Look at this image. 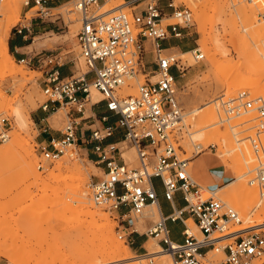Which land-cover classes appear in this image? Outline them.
<instances>
[{"label": "rangeland", "instance_id": "rangeland-1", "mask_svg": "<svg viewBox=\"0 0 264 264\" xmlns=\"http://www.w3.org/2000/svg\"><path fill=\"white\" fill-rule=\"evenodd\" d=\"M6 1H1L0 23H3L7 16V10L3 6ZM26 1H28L27 4ZM172 1L175 5L189 7L193 13L192 24L182 28L181 37L174 38L180 43L181 49L165 50L166 54L181 58L185 66L175 81L178 99L184 110V126L178 135L179 150L177 153L181 158H188L190 161L200 157L206 159L208 167L205 164L201 170L193 168L189 163L191 174L202 185L204 183L200 177L195 175L194 171L198 170L204 174L211 168L223 174L222 181L210 188L214 189L213 191L222 186H226L225 190H227L235 184L232 181L236 180V169L228 165L240 159L239 166L242 168L245 166L241 172L246 173L237 182L245 180L247 186L256 189L258 197L260 190L264 189V184L263 186L257 182L250 184V180L255 178L257 173L255 169L249 171V168L246 167L245 159L248 156L244 153L248 152H243L240 147L244 146L241 140H245L244 143L249 146L250 155L255 156L250 164L264 161L262 156L264 154V128L258 135L259 140L255 141L258 144L255 149L250 140V137L256 138L255 126L258 122L255 119V112L251 111V115L247 116L245 114L229 115L230 118L224 120L227 115L224 114L219 99L223 96L225 99L235 96L239 90H246L249 99L259 96L264 98V35L252 42L250 34L244 29L247 22L243 20L245 19L244 12L253 5L255 7L254 15L262 19L264 3L260 2L262 5L259 3V6L256 7L254 3L259 0H158L159 6L167 16L171 13L168 3ZM31 2L32 0H10L15 12L11 15L7 25V46L12 33L18 34L16 27L29 26L32 30V27L46 25L44 30L39 28L32 30V34L27 38L29 46L24 50L28 53L40 50L59 52L62 58L69 59L75 64L76 74L85 72L87 67L80 56L76 39V32L80 26V14L74 8L73 0H60L52 4L53 6L46 10V13L37 12L38 7L30 9ZM119 2L124 4L118 11L130 14L132 11H140L145 8L149 0H138L134 3L129 0H100L95 10L104 15L107 5H115ZM171 21L173 19L163 20V23ZM262 22L264 24L263 19ZM213 36L217 37V44ZM195 48L202 51L203 59L196 61L192 53L190 55L183 54V52ZM222 49L227 50L225 55L222 53ZM242 49H250L254 54L252 58L247 61L240 58L238 51ZM7 51L10 57L9 61L7 60V66L10 69L4 73L0 71V118H6L5 129L8 131V137L5 140L0 139V231L13 242L12 249L18 257L16 259L22 260L19 264H35L36 262L40 264L41 260L46 261V259H53L52 257L55 256L68 258L67 260L71 263L77 254L102 246L106 247L105 244L110 239L111 233L129 247L132 256L128 260L115 264H136V259L147 255L151 247H159L156 239L144 234L149 224L158 218V213H153L152 207L145 209V216L134 223L137 231L131 234L133 241L129 243L124 236L130 230L125 229V226L104 211L102 207L96 206L91 199L89 184L95 181L97 176H102V172L88 156L86 147L90 148V146L71 144L67 145L62 154L55 159L48 160L43 157L41 146L47 144L37 143L38 130L35 124L36 114L42 110L41 106L47 99L39 84L41 73L31 70L24 63H19L18 59L11 55L8 47ZM212 53L215 54L212 56ZM235 62H242V64L239 68H235L233 73L222 77V74L226 72V70L223 72L224 65L235 64ZM219 67L221 68L218 69ZM143 79L144 76L139 73L135 79L128 80L120 89V94L127 95V89L133 90L128 94L135 93L138 82H142ZM235 85L239 88L234 90ZM90 93L93 101H98L102 97L93 86L90 88ZM90 105L91 103L85 105V116H93ZM204 105H207L204 107L205 109L208 105L213 107V115L209 118V122H212L213 125L207 128V136L202 138L204 141L201 139L191 141L187 132L195 131L196 124L190 120L187 113L195 107ZM16 108L25 110L26 124L24 126L26 128L19 125L15 114ZM70 109L69 106L58 108L56 106L54 110H49L46 113L45 122L50 126L52 132L59 133L64 129L67 113L72 110ZM29 119H32L33 122H29ZM195 122H198L197 118ZM231 126L234 128L232 129ZM213 130L215 131L213 132ZM233 132L237 133L235 135L237 138ZM224 135H226V139ZM208 136H211L210 139ZM235 138L240 139L238 142L240 144L235 141ZM227 141L231 146L227 145ZM198 142L203 147L202 150L196 152L197 148L193 144ZM209 144H215L214 148H211ZM68 152L71 153V156L67 155ZM132 152L134 160L127 162L130 166L135 167L138 165V161L134 149ZM124 157L126 158L125 154ZM30 165L39 174L38 177L29 174L28 167ZM78 169L81 171V174L79 171V180L74 182L63 180L67 177L66 175H70L72 171L75 172ZM75 182L79 185L82 184L81 188L85 190V196L75 193ZM213 191L215 198L221 199L223 203L225 202L227 206L235 208L238 212L242 224L235 226L236 228L251 224H264L263 216L247 220L239 209L232 205V201L227 196L220 191L216 192L215 196ZM204 196H209V193H204ZM257 197L256 199L260 198V196ZM81 199L86 202L78 201ZM91 213L96 215L92 219ZM102 216H107V221ZM187 224L195 234L199 233L191 219L187 221ZM110 227L111 230H109ZM136 237L140 238L142 245L140 248L135 247ZM219 258V254L209 253L210 260ZM145 262L157 264V258L145 256ZM0 264H10V262L8 258L0 256Z\"/></svg>", "mask_w": 264, "mask_h": 264}, {"label": "built area", "instance_id": "built-area-1", "mask_svg": "<svg viewBox=\"0 0 264 264\" xmlns=\"http://www.w3.org/2000/svg\"><path fill=\"white\" fill-rule=\"evenodd\" d=\"M135 1L138 0H129ZM99 2L73 0L80 14L76 39L87 67L85 72L61 78L58 70L61 55L51 50L30 52L18 59L19 63L41 73L39 84L47 97L42 110H54L56 106L72 109L67 113L61 138H51L49 144L41 146V154L49 160L59 157L67 145L90 146L88 156L102 172V176L89 184L91 199L130 230L124 236L129 243H132L131 234L137 231L134 223L145 216L147 207L154 206L158 218L149 224L144 234L156 239L161 249L172 256L174 264H264V224L233 230L242 224L238 212L215 198L212 186L198 182L190 172V160L177 153L184 110L175 81L185 66L181 58L165 53L162 41L182 36V28L192 24V10L172 1L168 3L171 13L167 16L158 0H149L140 11L103 15L95 10ZM31 3L30 9L38 7L37 12L50 9L45 5L46 0ZM261 17L264 20V12ZM169 19L173 21L163 23ZM45 28L46 25L39 27ZM24 30L32 31L29 26L16 27L18 34H23ZM192 54L196 61L204 57L199 48L193 49ZM139 73L144 79L138 82L136 92L121 95L120 89ZM92 86L102 97L91 105L103 101L105 109L117 118L112 124L89 129L88 135L80 131L77 136V127L93 119L92 115L85 116ZM219 102L227 115L224 120H228L229 115L255 112L256 138L250 137V140L257 149L255 141L264 128V98L249 99L246 90H239L235 96L221 97ZM101 120L107 117L102 116ZM6 124V118H0L1 140L8 137ZM115 134L120 135L119 141H106ZM128 148L135 151L138 161L135 167L124 157ZM155 178L159 179L163 197L170 204L177 192L181 194L182 207L172 206L170 214H161ZM250 182L264 184V166ZM189 219L198 234L187 224ZM167 221L182 224L181 242L172 240ZM209 253L219 254L220 258L210 260Z\"/></svg>", "mask_w": 264, "mask_h": 264}, {"label": "bare ground", "instance_id": "bare-ground-1", "mask_svg": "<svg viewBox=\"0 0 264 264\" xmlns=\"http://www.w3.org/2000/svg\"><path fill=\"white\" fill-rule=\"evenodd\" d=\"M16 1V0H14ZM28 1H26V4H27ZM256 2V1H255ZM264 3V0H259L258 2L254 3L256 5V7L259 6V3ZM260 3V4H261ZM16 4V3H15ZM113 4V3H112ZM122 4H124L123 2H119L115 5H107L104 9V15L105 14H109V13H112V12H117L118 10H120V6H122ZM262 5V4H261ZM5 6V10H7V16L5 17V21L2 23H0V71L2 73H4L5 71H7L8 69H10L8 66H7V60L10 59L9 57V53L7 51V43H6V37H7V25H8V22L10 21L11 19V15L14 14L15 10L14 8L11 6L10 4V0H7L4 5ZM254 6V5H253ZM251 6L249 9H247L244 13H245V19H243L245 22H247L245 24V31H247V33L250 34V39L252 42H255L257 41L258 39H260V37L262 35H264V24L262 22V19L259 17L257 18L256 15H254V8ZM122 10V9H121ZM98 14H103V13H99ZM264 21V20H263ZM243 25V24H242ZM212 36V35H211ZM214 37V40L216 42V44L218 43V39L216 36H213ZM258 38V39H257ZM215 44V43H214ZM221 48V47H220ZM224 50V51H223ZM222 53L225 55L227 53V50L226 49H222L221 50ZM192 53V50H188L186 52H183V54H186V55H190ZM213 54L215 53H212L211 55L213 56ZM254 54H252L251 50L250 49H242L241 51H238V56L240 58H242L244 61H247L249 60L250 58H252ZM9 61V60H8ZM242 64L241 63H236L235 64H230V65H224V71L226 70L225 74L223 73L222 74V77L223 75L226 76V74H230L233 70H235V68H239L240 65ZM221 67H219L218 69H220ZM10 71V70H9ZM234 72V71H233ZM232 72V73H233ZM255 72V71H254ZM253 72V74H254ZM220 73V72H218ZM222 73V71H221ZM220 73V74H221ZM233 75V74H231ZM228 77V76H227ZM226 77V78H227ZM239 87H236V85L233 87V89H237ZM96 90V89H95ZM131 89H127L126 92L127 94L128 93H131ZM98 92V90H97ZM90 97H91V93H90ZM218 98V97H217ZM92 99V98H91ZM91 101V100H90ZM208 103V102H207ZM207 106V105H204V106H199V107H195L193 109H191L187 114L189 115V118L191 121H193L196 126H195V131L193 132H187V134H189V138L191 141H195V140H202V138H204L205 136H207V128L210 127L211 125H213L212 122H209V118L210 116L213 115V107L209 106L205 109L204 107ZM218 106V105H217ZM25 109V108H24ZM25 111V110H24ZM24 111L23 109L21 108L18 109L16 108L15 109V114L18 118V122H19V125L24 128L26 122H25V115L24 114ZM61 112V111H59ZM219 112V111H218ZM62 113V112H61ZM243 114H245L246 116L249 114L251 115V113L249 111H246V112H243ZM58 115V114H57ZM24 116V118H23ZM197 118L198 122H195V119ZM30 121L29 122H33L32 119H29ZM183 120H184V117H183ZM57 122V121H56ZM244 122H247V121H244ZM56 124V123H55ZM26 128V127H25ZM231 128L233 129L234 127L231 126ZM215 130H213L214 132ZM216 133V132H215ZM214 133V134H215ZM235 133V132H233ZM212 134V133H211ZM234 136L237 135V133L233 134ZM218 136V135H217ZM225 136V139H226V135ZM229 136V135H228ZM211 137V136H210ZM210 137L208 136V138L210 139ZM236 137V136H235ZM221 138V136H220ZM230 137H228L229 139ZM237 138V137H236ZM235 138V139H236ZM223 139V138H222ZM184 140V139H183ZM216 140V139H215ZM214 140V141H215ZM231 140V139H229ZM204 141V139L202 140ZM207 141V140H206ZM237 143L240 141V139H236L235 140ZM242 141V144H244L243 148L240 147L241 150L244 151H247L248 153H244V155H247L248 158L245 159V164L247 165L246 167L249 168V171L251 170H254L257 172H259L260 168H262V165L264 164V161H262L259 157V160L260 162L257 164L256 162L253 164H250V162H252L254 160V157L255 156H252L250 155V150L248 149L249 146L247 144H245L244 142H246L245 140L243 141V139L241 140ZM216 142V141H215ZM222 142V141H221ZM207 143V142H206ZM186 144V143H185ZM230 145V143L227 141V145ZM240 144V143H238ZM263 144V143H262ZM195 146L196 149V152H199L200 150H202V145L198 142V143H194L193 144ZM233 145V144H232ZM247 145V146H245ZM183 146V145H182ZM210 147L212 146H215V144H209ZM224 146V145H223ZM231 146V145H230ZM234 146V145H233ZM226 147V146H225ZM251 147V146H250ZM183 148H185L183 146ZM262 148V147H261ZM229 149V148H228ZM234 149V148H232ZM127 153H125L126 155V159L127 161H133L134 160V155H133V152H132V148H129L127 149ZM226 150V149H225ZM236 150V149H235ZM240 150V151H241ZM261 150V149H260ZM260 150H259V154H260ZM264 150V149H263ZM253 151V150H252ZM221 152V151H220ZM231 152V150H230ZM239 152V151H238ZM237 152V153H238ZM264 152V151H263ZM256 153H258L256 151ZM71 153L68 152V156H71L70 155ZM241 154V153H240ZM258 154V155H259ZM263 154V153H262ZM222 155V154H221ZM227 155V154H226ZM261 156V155H259ZM264 157V154L262 155ZM222 157V156H221ZM235 158H238L235 156ZM241 158V157H240ZM262 158V157H261ZM239 159V158H238ZM224 160V159H223ZM240 160V159H239ZM238 160V161H239ZM238 161H234L232 164L230 163L228 166H230L231 168H235L236 169V180L232 181V183H235L234 185H232L231 187H229V189L225 190L226 186H222V187H219L217 188L215 191L211 190V193L212 191L215 193V196H216V192L218 193L220 191V193H223V195L227 196L232 202V205H235L239 211L241 212L242 216L245 218V219H251L252 217H256V218H259L260 216H263L264 217V189H261L260 187V193H259V196L260 198L259 199H256L257 197V191L255 188L253 187H249L247 186V184L245 183V180L243 181H239L237 182L238 179L242 178L244 176V174L246 173H242L241 170L245 168H242L239 166V162ZM59 163V162H58ZM191 163V161H190ZM244 163V162H243ZM60 166V165H59ZM253 167V168H252ZM60 168V167H59ZM252 168V169H251ZM234 169V170H235ZM28 170H29V174H31L32 176L34 177H38L39 174L35 171V169L30 165L28 167ZM75 170V169H74ZM72 171V170H71ZM79 171L80 169H78V171H75V172H71L70 175H66L63 180H70V181H76V180H79ZM83 171V170H82ZM244 171V170H243ZM80 174H81V171H80ZM83 178V177H82ZM237 182V183H236ZM76 183V182H75ZM251 184V182H250ZM82 185V184H81ZM79 185V183H76L74 185V191L75 193L77 194H81V195H84L85 196V190H82V186ZM263 186V184H262ZM258 188V187H257ZM264 188V187H263ZM210 191V190H209ZM213 194V193H212ZM214 195V194H213ZM258 196V197H259ZM257 197V198H258ZM221 200V199H220ZM78 201H82V202H86L85 200H78ZM225 203V202H224ZM226 204V203H225ZM153 208V213H158L156 207L154 206H151ZM235 209V208H234ZM91 216V219L92 217L94 218V216H96L94 213H91L90 214ZM102 218L104 220L107 221V216H102ZM257 224H251L249 226H241V227H238L236 229H233V230H243V229H246L248 227H252V226H255ZM109 230H111V227L109 228ZM110 239L108 240V242H106L105 246H102V247H98L97 249L95 250H89L87 252H84L82 254H77L74 258H73V261H71V263L67 260L68 258H60V256H55V257H52L53 259H46V261L43 259L41 260L40 262L42 264H66L67 261L68 263L67 264H115V263H118V262H121L123 260H128L130 259L132 256H131V252L129 250V247H127L126 245H124L121 241H119L117 238L114 237V235L111 233ZM13 248V242H11V240H9L1 231H0V256H4L6 258H8L10 264H19L20 261L22 260H19L16 259L18 258L17 255L15 254V251ZM68 255V254H67ZM72 255V254H71ZM75 255V254H74ZM16 256V257H15ZM145 256H152L154 258H157V264H174L173 262V258L172 256L166 252V251H163L160 246L159 247H151L150 251L147 253V255H142L140 257H138L136 260V264H147L145 262ZM58 257V258H56ZM20 258V257H19ZM22 259V258H20ZM40 263V264H41ZM25 264V263H24ZM34 264V263H32ZM37 264V262L35 263ZM39 264V262H38Z\"/></svg>", "mask_w": 264, "mask_h": 264}, {"label": "crops", "instance_id": "crops-1", "mask_svg": "<svg viewBox=\"0 0 264 264\" xmlns=\"http://www.w3.org/2000/svg\"><path fill=\"white\" fill-rule=\"evenodd\" d=\"M60 0H46L45 5L47 7H52L54 3L59 2ZM38 27H32V30H35ZM32 34V31L30 33H27L25 30L23 31V34H16L12 33V35L10 36L9 40H8V49L9 52L11 53V55L14 58L20 59L26 55H28L29 53L26 52L24 49L27 48L29 45H27V38ZM162 47L166 50L169 49H173V48H179L181 49V45L179 42H177L174 39H169V40H164L162 41ZM59 70V75L61 78H67L71 75L76 74V66L75 64H73V62L69 59L66 58H62L60 60V66L58 68ZM91 101H93V97L91 96ZM91 110L93 112V119H90L88 121H85L83 123L82 127H77L76 129V135L80 136V131L83 132V134H89V129H93L95 127H104L106 125L112 124L117 116L108 112L105 107H104V102L100 101L97 102L93 105H90ZM49 111V110H48ZM48 111L45 110H41L39 112H37L36 114V125H37V130H38V137H37V143L38 144H49V141L51 138H61L62 134L61 131L58 132H52L50 130V126H48L46 124V113ZM102 116H106L107 120H101ZM93 121V122H92ZM92 122V123H90ZM87 125V131L84 132L85 125ZM120 135L119 134H115L109 138H107V142H116L119 141ZM87 153L90 154L89 152V148H86ZM92 155V154H91ZM207 165V161L204 157H200V158H196L193 161H191V166H193V168H197L198 170H201L203 165ZM208 167V165H207ZM194 171L195 175L200 177L202 183H204V185H206L207 187L210 186H214L215 184L219 183L220 181H222L223 179V174H221L219 171L217 170H213L211 168H209L207 171V173H201L199 171ZM155 184L157 186L158 189V203H159V210L161 212L162 215L166 216L168 214L171 213L172 211V206L174 208H180L183 206L184 202L182 200V196L179 192H177L174 196V200L173 202L170 204L167 200H165V198L163 197V193H162V187L160 186V181L158 178L154 179ZM167 225L168 228L170 230V236L172 238V240L176 241V242H181L183 240V235L181 234V230H182V224L178 221L175 222H171V221H167ZM133 241V239H132ZM136 244L135 247L136 248H140L142 245L140 244V238L136 237L135 240Z\"/></svg>", "mask_w": 264, "mask_h": 264}]
</instances>
